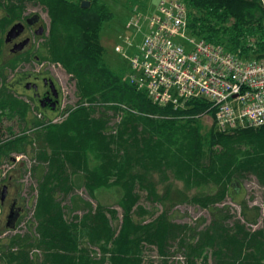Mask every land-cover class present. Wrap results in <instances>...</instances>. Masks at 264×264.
<instances>
[{
    "label": "trees",
    "instance_id": "16d2710c",
    "mask_svg": "<svg viewBox=\"0 0 264 264\" xmlns=\"http://www.w3.org/2000/svg\"><path fill=\"white\" fill-rule=\"evenodd\" d=\"M16 1L0 0V60L4 36L23 19L24 3L41 5L49 28L40 52L0 63V123L14 118L26 123L29 106L13 95L5 72L31 60L60 65L75 82L79 105L59 124L34 119V138L26 130L0 138V166L12 153H25L27 146L35 150L37 140L40 150L35 155L45 164L39 169L34 213L37 236L11 237L0 264H145L148 248L163 264L172 251L183 255V264H264V227L247 229L229 207H219L234 199L233 191L249 176L264 188V126L230 133L211 127L203 132L199 121L176 119L179 114L153 105L129 84L126 66L111 68L105 60L101 32L111 12L100 0ZM181 1L191 35L230 51L264 53L261 0ZM83 2L89 6L82 8ZM116 104L136 114L122 111L112 134ZM206 106L196 103L188 113ZM80 187L93 200H99L100 190L114 192L120 218L100 200L92 207L72 195L69 205H63ZM142 191L151 205L162 207L154 218V212L139 204ZM181 204L208 211L209 224L198 230L174 223L170 212ZM238 204L245 223L255 225L259 208L243 200ZM76 211L83 214L73 215ZM33 248L43 252L41 260L30 256Z\"/></svg>",
    "mask_w": 264,
    "mask_h": 264
},
{
    "label": "built area",
    "instance_id": "2783aa9c",
    "mask_svg": "<svg viewBox=\"0 0 264 264\" xmlns=\"http://www.w3.org/2000/svg\"><path fill=\"white\" fill-rule=\"evenodd\" d=\"M261 3L264 7V0ZM127 25L134 28V35L120 36L121 44L114 47V52L126 63L129 84L144 92L153 105L179 114L176 119L197 120L220 133L264 126V53L230 51L191 35L187 8L181 0H160L153 13L137 12ZM124 47L134 48L133 55ZM195 102L207 106L188 113ZM72 104L64 116L67 109L60 104L57 123L79 105L78 100ZM117 106L119 113L110 123L112 134L122 111L136 114L124 105ZM11 168L4 163L0 178ZM23 225L6 229L3 236L22 234L19 227Z\"/></svg>",
    "mask_w": 264,
    "mask_h": 264
},
{
    "label": "rangeland",
    "instance_id": "374dc122",
    "mask_svg": "<svg viewBox=\"0 0 264 264\" xmlns=\"http://www.w3.org/2000/svg\"><path fill=\"white\" fill-rule=\"evenodd\" d=\"M15 1L16 0H12L13 3H15ZM100 1L103 2L107 9L111 12V19L104 24L101 32V44L104 47V58L111 68H125V61L122 59L120 54L114 52V47L121 44L119 40L120 36L129 34V36L132 37L134 35V28H130L127 25L129 19L132 18L137 12L143 14L153 13L160 0ZM23 8V16H38L39 26L44 29V33L42 36H34L33 32L29 31L28 36L31 38V44L25 47L22 52L16 53L14 55L9 52L10 48L6 45L5 53L3 58L0 60V63H4L14 57L24 56L25 53L35 54L40 52V47L44 43V38L48 35L49 18L46 10L41 5L32 3H24ZM2 14L3 13L0 10V16H2ZM124 48L129 55H133L134 48ZM5 73L7 75V81L9 86H11L13 95L29 106V112L25 125L20 123L17 118L3 119L0 123V138L2 139L9 137V133L18 135L25 130L29 133L31 138H34V134L32 133L35 131V129L32 128L31 124L34 119H37L44 125L51 124V121L52 124H59L65 120L64 118H60V121L57 123V117L60 115V104L63 107V110L67 109L63 113L64 116L69 110V107L71 109V107L75 105L72 103H76L78 100L76 97L74 80L71 78V76L64 72L60 65L51 64L46 61L41 62L37 59L31 60L29 62L19 63L13 72L7 70ZM36 76L49 78L54 82L59 92V103L57 110L49 111L47 109H41L38 103L33 100L32 92L22 87V84L24 85V83L28 81L29 78L32 79ZM64 94H66V96ZM8 129H11V132H9ZM205 131H207V128L204 127L203 132ZM38 145L39 141L37 140L33 143L35 150H32L30 146H27L25 153H12L10 160L4 161L2 163V165L4 163H9L12 168L4 178H0V190H2L3 186L7 187V201L3 205L0 203V253L6 252L10 238L15 237L9 235L3 236V233H5L6 229H8L5 228V223L12 203H15L14 211L19 212V218L17 223H15V226L17 227L22 222H24V225L19 227L22 231V234H17L16 236H37L35 231L37 222L34 218V213L37 202L38 181L40 178L39 169L41 166L45 165L39 162L36 158V149L40 150V146ZM178 187L182 189V185L180 183H178ZM158 188L159 192H161V186ZM103 191L104 190H100L96 193L100 202L104 206L115 208L119 212L120 218V209L117 207V195L114 192L109 193ZM193 193L194 192L192 191L189 193V195ZM233 194L234 199L227 198L225 202L219 207H229L231 214L236 219L241 220L247 229L257 230L264 227V188L258 185L256 179L253 176L247 177L244 181L240 182L238 189L233 191ZM72 195L80 197L84 201L91 204L92 207H94L99 201L98 198L97 200L90 198L86 190L83 187H80L75 188L73 192L68 194V196L62 200V204L69 205V198ZM139 195L141 197L139 204L144 209L154 212L155 214L153 218L161 213L162 207L157 204L151 205L149 201L145 199V192L142 191L139 193ZM242 200L245 201L250 207L259 208V214L257 216L255 225L246 224L244 219L241 217L238 203ZM82 214L83 212L76 211L73 215L81 216ZM153 218L147 217V220H151ZM170 218L174 223L186 224L193 228L197 227L198 230H201L209 224L210 214L208 211L203 210L195 205L181 204L172 209L170 212ZM114 225H116V223H114ZM92 249L97 251V249L94 247ZM30 256L32 258L37 257L41 260L43 258V252L37 248H33L30 251ZM166 261L167 264H183L184 257L180 252L173 253L172 251L171 256L167 258ZM144 262L145 264H163L162 259L152 248H148L146 251H144ZM209 264H211V261H209Z\"/></svg>",
    "mask_w": 264,
    "mask_h": 264
},
{
    "label": "flooded vegetation",
    "instance_id": "af4514ba",
    "mask_svg": "<svg viewBox=\"0 0 264 264\" xmlns=\"http://www.w3.org/2000/svg\"><path fill=\"white\" fill-rule=\"evenodd\" d=\"M17 23H21L23 25V27H24L23 32L17 38L12 40L11 42L5 43V45L9 46V48H10L9 52L12 55H14L16 53H20L23 51L22 50L20 52H15V53L11 52L12 48L15 45H18L19 43H21L22 41H24L26 39L29 40V43L27 44V46H29L31 44V38L28 36L29 31H32L34 36H42L44 33V29L39 26L38 18H34L33 15L27 16V17L23 16V19L21 20V22H16L13 25H15ZM39 30H41L40 34L37 33ZM4 39H5V36H4ZM28 83L31 84V88L26 89V90L32 92L33 100L38 103V105L41 109H47L49 111L57 110V106L59 103V92H58L54 82L51 79L36 76L32 79L29 78L28 81H26L24 83V85L22 84V87H24V89H25V85ZM52 86L54 88V91L52 89ZM0 197H1V192H0ZM6 201H7V196L5 197L3 204H5Z\"/></svg>",
    "mask_w": 264,
    "mask_h": 264
},
{
    "label": "water",
    "instance_id": "95a60500",
    "mask_svg": "<svg viewBox=\"0 0 264 264\" xmlns=\"http://www.w3.org/2000/svg\"><path fill=\"white\" fill-rule=\"evenodd\" d=\"M88 6H89V4L87 2H83L81 4V7L82 8H87ZM23 28L24 27H23V25L21 23H17L15 25H13L7 31V33L5 35L4 42L5 43H9L12 40H14L15 38H17L23 32ZM37 33L40 34L41 33V30H39ZM28 43H29V40L28 39L22 41L18 45H15L12 48L11 52H20V51H22L27 46ZM30 88H31V84L28 83V84L25 85V89H30ZM52 89L54 91L53 86H52ZM6 195H7V187L6 186H3L2 190H1V197H0V203H1V205L4 203V200H5ZM14 207H15V203L12 204V206H11V208L9 210V213L7 215L6 223H5L6 228H13L14 225H15L16 220L19 217V213H17V212L14 211Z\"/></svg>",
    "mask_w": 264,
    "mask_h": 264
}]
</instances>
